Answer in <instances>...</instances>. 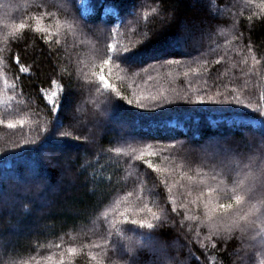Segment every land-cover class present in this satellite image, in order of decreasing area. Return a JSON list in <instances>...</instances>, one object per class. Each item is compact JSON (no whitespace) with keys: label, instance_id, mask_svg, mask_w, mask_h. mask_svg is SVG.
<instances>
[{"label":"trees","instance_id":"1","mask_svg":"<svg viewBox=\"0 0 264 264\" xmlns=\"http://www.w3.org/2000/svg\"><path fill=\"white\" fill-rule=\"evenodd\" d=\"M58 3L59 0H0V49H5L0 53V101H6L0 102V119L15 120L24 115L28 121L13 129L0 124V172L15 169L24 174L32 162L38 161L39 175L47 182L43 189H33L29 194L9 192L7 185L0 184V193L14 201V211H0V241L7 247L6 255L0 249V264L30 259L32 264H48L45 257L52 256L56 261L62 251L67 264L69 246L78 248L71 264H95L88 253L100 257L101 249L85 246L103 243L109 225L102 213L129 191L135 194L132 199L142 195L154 210H158L155 205L165 209L168 221L154 233L169 243L186 246L180 249L181 256L190 248L194 253L192 264H241L238 254L245 256L247 264H259L258 251L245 255V241L239 233L226 240L214 238L215 247L205 242L207 246L202 248L199 241L207 234L206 226L184 218L186 210L198 214L195 206L172 211L170 194L162 183L164 176L113 149L127 151L129 145L142 148L151 144L161 150L158 156L151 157L154 163L169 156L176 164L190 161L191 167L201 166L209 172L200 156L204 151L212 152L217 141L244 154L260 148L264 130L253 122L260 113L235 103L194 104L183 99L185 93L193 100L196 95L207 99L217 91L225 92L227 85L229 92L233 87L239 90L245 102L264 103L260 101L264 93V20L259 15L248 19L259 12L260 0H252L248 6L247 0H69L68 11L59 9ZM85 4L90 10L87 15ZM106 8L112 11L106 13ZM42 12H52L62 22L76 17L105 31L76 35L62 32L59 45L46 42L31 27L22 30L19 38L9 36L12 25H34L31 17ZM169 14L175 19L166 22ZM45 23H49L47 18ZM233 24L235 31L229 34ZM209 26L211 32L207 31ZM146 35L151 39L146 40ZM109 43L128 46L135 53L133 67L113 69L111 82L124 95L134 99V92L145 96L162 92L172 103L153 111L115 98L112 119L101 117L94 87L79 70L90 73V58ZM248 46L261 60L259 74L249 72L253 65ZM17 56L29 72L19 71ZM115 73L123 79L117 80ZM4 79L9 85L15 84V89L5 88ZM52 80L64 86L56 113L41 92L54 90ZM8 96L14 98L7 100ZM56 116L64 127L42 144L38 140L35 145L21 147L25 140L31 142L41 128L49 127ZM233 120L244 123L235 124ZM61 132L72 135L61 136ZM171 195L177 204L191 199L179 186L173 187ZM24 203L29 204V210L23 209ZM197 227L199 237L195 234ZM107 239V255L100 258L106 264H122L126 257L114 252L117 238ZM57 244L60 248L55 247ZM139 255L144 261L150 259L147 252Z\"/></svg>","mask_w":264,"mask_h":264},{"label":"snow or ice","instance_id":"2","mask_svg":"<svg viewBox=\"0 0 264 264\" xmlns=\"http://www.w3.org/2000/svg\"><path fill=\"white\" fill-rule=\"evenodd\" d=\"M252 0H247V4H251ZM58 8L63 11L69 10V0H59ZM259 12L248 17L249 20L254 19L255 15H259L264 20V0H260ZM90 10L87 5H84V15H87ZM111 8H106L105 12H111ZM155 11V9H153ZM49 23H45V19ZM35 21L34 25L21 22L19 25H12V31L9 36L12 38H19L20 33L24 29L32 28L36 33L41 34V38L50 44L59 45L61 40L59 37L62 32H70L73 35L81 34H95L97 32H104L105 29L99 25L93 27L86 24L82 19L74 17L72 20H64L63 22L52 12H42L37 16L31 17ZM175 16L169 14L168 21L171 22ZM236 25H232L233 34ZM151 31V30H149ZM211 32V26L207 29ZM115 33V29H113ZM151 37L146 35V40ZM233 39H238L233 35ZM230 43L229 41H226ZM135 47V46H134ZM211 50V49H210ZM5 49H0L3 53ZM247 51L252 54L251 46H248ZM150 55V53H143ZM135 55L132 48L121 45L117 47L114 43H109L105 50L97 51L89 60L91 71L88 74L83 73L85 79H88L94 87L95 94L99 98L98 111L99 115L105 120H111L112 114L116 110L117 102L115 98L126 100L129 105L135 103V106L140 109L157 110L166 104H171L172 101L161 92L158 94L149 93L147 96L133 93L134 99L128 98L124 95L120 88L115 83L111 82V77L114 75L113 69L121 70L122 65L128 68L134 66L132 57ZM252 68L249 72H257V66H261V60L252 54ZM3 60L0 57V65ZM16 63L19 64V71L22 73L29 72L30 69L24 64L20 63V57H16ZM169 63H179V61H171ZM67 72V69H62ZM259 74V72H257ZM2 75V73H0ZM117 80H122L118 73H115ZM187 75V73H185ZM151 79V77H149ZM53 91L41 89L44 93V98L52 105L51 111L57 112L59 108V97L64 92V86L57 80H52ZM5 88L11 87L13 90L16 85L11 84L7 79L3 80ZM225 92L217 91L215 95L205 96L196 95L195 99H191L187 93L184 94L183 99L194 104H204L206 102L216 104H232L243 105L254 112L260 113V117H253V122L258 125L261 130H264V103L255 104L251 101L245 102L241 98L240 91L235 87L231 91H227L225 85ZM14 97L8 96L7 100ZM260 101L264 102V93L260 95ZM6 102V101H0ZM11 107V105H9ZM73 119H76L74 116ZM27 117L22 115L19 119H0V124H6L8 128H16L17 125L23 127L27 123ZM235 124L244 123L241 120H233ZM39 127V126H37ZM64 127L63 121L59 116H56L49 127L41 128L39 132L33 137L32 141L25 140L24 145H35L36 141L44 143L47 141L53 132ZM61 136H70L72 133L61 132ZM41 136L43 137L41 139ZM80 139L79 136L75 137ZM85 139H88L87 137ZM135 139V138H133ZM90 142V141H89ZM251 147V146H250ZM113 151L117 154L124 153L129 155L136 161H142L148 169L160 173L164 176L162 183L169 192L168 199L172 202V211L177 208L187 209L189 205L195 206L198 214H189L185 211V220L199 221L200 224L206 226L207 234L199 241L202 248L206 247V243L215 247L216 240H226L233 237L236 233L240 234L242 240L245 241V249L247 252H257L261 255L259 264H264V136L261 137L260 148H253L249 154L237 152L226 143L217 141V147L212 151H204L202 153L201 163L209 167L210 171L205 172L204 167H191V162H184L176 164L173 157H161V163H154L151 157L159 155L161 150L154 149L151 144H146L142 148H136L129 145L127 151L123 148H115ZM148 157V158H146ZM130 167L132 165H129ZM187 169V170H185ZM178 177V178H177ZM137 178L141 179L140 174ZM171 178V179H169ZM186 181L187 183H184ZM46 180L39 175L38 161L32 162L24 174L17 172L15 169H6L0 172V184L7 185L9 192H20L29 194L33 189L41 190L46 186ZM214 185V186H213ZM179 186L185 188L187 197L185 203L177 204L176 199L171 195L173 187ZM194 189L195 194H194ZM140 191H144L143 180L141 179ZM134 192H127L124 197L115 200L111 207H108L102 216L109 225L106 237H102L103 243L94 242L91 245H86L89 248L101 249L100 257L107 255L109 241L107 237L115 236L114 241L116 248L115 253L121 257H126L122 260V264H192L194 253L189 248L187 254L180 255V249L186 246L178 243H169L168 241L159 238L155 235L154 230L163 226L168 221L167 212L163 207L155 205L158 210H154V206L144 199L142 195H136L132 199ZM154 195V194H152ZM23 209L29 210V204L24 203ZM14 211V201L5 193H0V211ZM111 218L109 219V214ZM131 226H136L135 228ZM19 230V226L17 228ZM148 230V231H142ZM196 236H200L199 227L196 230ZM55 247L60 248L57 244ZM0 249H4V254H7L6 243L0 241ZM68 254L67 264H71V257L78 252L75 246H69L66 249ZM147 252L150 259L144 261L141 259L139 253ZM175 253V254H174ZM88 256L95 261V264H106L103 258L98 257L97 254L88 253ZM48 264H66L65 252H60L59 259L53 261L52 256L44 258ZM238 259L241 264H247L245 256L238 254ZM7 264H17L15 260H10ZM19 264H32V260H21ZM34 264H40V261H35ZM111 264H117L112 261Z\"/></svg>","mask_w":264,"mask_h":264},{"label":"rangeland","instance_id":"3","mask_svg":"<svg viewBox=\"0 0 264 264\" xmlns=\"http://www.w3.org/2000/svg\"><path fill=\"white\" fill-rule=\"evenodd\" d=\"M169 44H170V43H169ZM175 44H176V42H175L174 44L172 43L173 46H175ZM49 150H52V149H49ZM66 151H67V150H66ZM50 152H51V151H50ZM200 158H202V157L200 156ZM52 200H53V199H51V201H50L49 203H52Z\"/></svg>","mask_w":264,"mask_h":264}]
</instances>
